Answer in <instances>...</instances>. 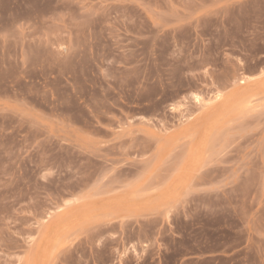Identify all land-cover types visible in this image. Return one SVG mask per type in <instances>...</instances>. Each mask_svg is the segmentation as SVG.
<instances>
[{
  "label": "rangeland",
  "instance_id": "1",
  "mask_svg": "<svg viewBox=\"0 0 264 264\" xmlns=\"http://www.w3.org/2000/svg\"><path fill=\"white\" fill-rule=\"evenodd\" d=\"M0 264H264V0H0Z\"/></svg>",
  "mask_w": 264,
  "mask_h": 264
}]
</instances>
